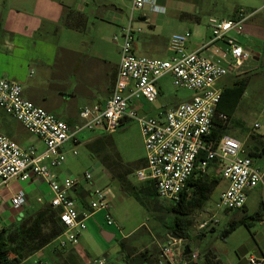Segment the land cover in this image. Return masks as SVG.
<instances>
[{
  "label": "built area",
  "instance_id": "2783aa9c",
  "mask_svg": "<svg viewBox=\"0 0 264 264\" xmlns=\"http://www.w3.org/2000/svg\"><path fill=\"white\" fill-rule=\"evenodd\" d=\"M132 8L146 13L140 15L144 22L148 21L147 15H163L166 11L159 0H132ZM261 9L264 10V0ZM255 12L246 15L240 10L231 19H209L208 40L195 50L188 49L189 31L171 34L168 39L171 56L164 60L134 53L132 45L141 29L134 27L135 18L130 16L123 29L119 65L110 96L101 106H82L78 112L80 124L73 127L25 100L17 82L1 79L0 111L37 138L43 148L39 151L33 145L21 147L0 131V199L12 179L21 182L39 180L46 184L47 205L56 212L63 228L57 238L60 250L78 244L88 220L97 212L103 213L107 226L120 231L112 217L109 186H94L89 170L59 182L52 169L64 163V145L80 132L101 130L110 135L125 123L133 122L140 131L145 161L134 177L138 182L153 181L160 200L177 201L194 171L206 175L216 166L220 179L227 184L218 196L216 208L225 211L243 209L248 192L262 182L264 169L253 165L240 142L228 136L213 138L211 133L224 88L222 81L236 76L250 59V54L231 34L241 36L243 24ZM112 40L117 42L119 37L114 36ZM206 51L210 56L204 55ZM166 76L171 78L174 88L190 91L193 95L175 105L160 106L153 115L143 113V105L152 106L157 102L160 82ZM217 118L225 119L222 114ZM253 128H258V124ZM70 153L77 155L75 149ZM200 154L202 158L198 160ZM82 183L84 197L75 198L71 193ZM9 201L14 210H19L26 204V195L17 190ZM212 222L216 223V220ZM206 225L204 222L200 227ZM162 255L169 262L173 260L171 244L162 248ZM195 258L196 255L191 253L188 261ZM249 264H264V257L251 258Z\"/></svg>",
  "mask_w": 264,
  "mask_h": 264
},
{
  "label": "crops",
  "instance_id": "0c3cea01",
  "mask_svg": "<svg viewBox=\"0 0 264 264\" xmlns=\"http://www.w3.org/2000/svg\"><path fill=\"white\" fill-rule=\"evenodd\" d=\"M162 6L167 11V6ZM135 12L132 0H0V80L17 82L25 100L54 114L70 127L79 125L78 112L82 106H101L111 94L119 65V46L123 29L128 25L130 16L135 18L134 27L141 29L132 45L136 55L141 53L140 56L153 57L163 44L159 39L161 37L158 35L157 25L165 13L148 18L146 32L141 26L142 21L138 20L140 16H134ZM185 31L190 32V39L194 38L195 27L191 30L185 27L180 33ZM114 36L119 37L117 42L112 40ZM195 41L197 43L191 46V50L206 42L205 39L199 38H195ZM166 44L168 46L167 42ZM204 55L210 56V52L206 51ZM150 107L143 105L142 112L153 115L155 111ZM4 115L8 117L4 122L5 128L9 127V122H16L10 116ZM5 130L10 131L11 137H15L11 127ZM91 132L104 134L101 130ZM77 137L78 135L67 142L63 148L65 160H69L70 167L63 166L64 161L62 165L52 169L59 182L67 177L81 175L73 170L76 163L84 168V155L78 158L76 148L86 143L84 144V140L80 142ZM246 139L247 137H244L243 142ZM90 141L91 139L88 140ZM39 143L37 149L40 151L43 146L40 141ZM72 149L76 150V156L71 155ZM252 162L255 167L264 169L263 165H258L253 160ZM86 170L92 172L94 186L110 187L105 170L97 159L88 163ZM226 187V182L219 177V194ZM257 187L264 190V178ZM83 189L82 183L71 194L79 199L83 195ZM17 190L25 193L26 204L23 208L14 210L9 199ZM249 193L244 206L245 212L248 209ZM48 195L47 186L42 181L21 182L12 179L8 188L2 191L0 199V228L17 226L23 217L46 205ZM38 199L41 202H38ZM256 213L262 216L260 222H249L252 224L250 231L253 230L255 235V230L264 225L262 196L254 212L245 217ZM139 228L122 235L116 227L107 226L103 213L97 212L88 220L87 229L80 234L76 246L69 245L60 250L56 239L22 260L20 264H185L183 255L181 259H175L173 247V260L169 262L163 257L162 248L168 244L160 246L158 243H150L151 247L136 249L125 241ZM234 250L235 259L227 257L228 254L225 256V253L214 252V259L209 261L214 264H249L251 258L264 257V239L263 243L257 244L256 247L240 244ZM245 257L248 258L245 260ZM94 260L98 262L94 263ZM199 264L206 262L204 260Z\"/></svg>",
  "mask_w": 264,
  "mask_h": 264
},
{
  "label": "rangeland",
  "instance_id": "374dc122",
  "mask_svg": "<svg viewBox=\"0 0 264 264\" xmlns=\"http://www.w3.org/2000/svg\"><path fill=\"white\" fill-rule=\"evenodd\" d=\"M159 4L167 6L165 15L160 18L157 25L158 35L161 37L159 39H161L163 44L160 45L159 51L153 54L154 58L161 60L171 56L166 44L171 34L180 33L185 27L190 30L195 27L194 38L191 37L190 46H188L189 50H191V46L197 43L195 38L208 40L207 22L209 19H231L240 10L246 15L256 11L243 24V34L241 36L231 34L244 51L250 54V59L243 65L236 76L227 77L225 81H222V86L229 87L235 81H246L245 92L230 120L225 123L226 127L222 129V135L231 137L240 143L243 142L244 137H247L242 143L244 151L247 149L248 142H251L250 136L256 139L261 138L264 146V10L261 9L262 0H159ZM138 15H146V13H134L135 17ZM179 15H181L180 18ZM150 17L148 15V18ZM141 26L147 32L146 22H142ZM138 55L140 56L141 53H138ZM160 84V96L157 102L150 107L155 112L160 106L175 105L189 99L193 95L190 91L174 88L169 76L164 77ZM7 118L0 112V131L4 135L21 147H23L22 145H33L37 148L40 145L37 138L27 133L16 122L13 124L9 122V127H7L12 128L11 132H13L12 134L15 137H11L9 135L10 131L8 132L5 130L7 128L4 127V122ZM254 124H258V128H253ZM98 134L99 136H97ZM77 135L80 142L84 140V144L86 143L76 148L78 158L84 155V168L76 163L73 170L82 174L88 168V163L94 162V159L101 163V167L105 170L110 184L112 217L119 226L121 234H127L133 229L140 227L137 232L125 240L130 245L135 246L136 249H141L143 246L151 247L150 243H158L160 246L162 244H171L175 250V259H181L184 248L189 244L192 254L196 255V258L192 262L188 261L189 259L185 261L188 262L187 264H199L203 263L204 260L207 262L208 255L214 252L216 254L225 253V256L228 254L227 257L235 259L234 248L236 246L242 244L256 247L257 244L263 243L264 225L255 230L257 232L256 235L253 234V230L248 231L244 226H240L226 240L219 238L220 231L228 223L242 219L254 212L260 196L264 198V190L260 187L250 193L248 192V209L243 212L242 210L225 211L216 208L215 204L219 196L217 186L203 208L193 210L189 214L188 220L191 221L190 240L176 238L173 234H169L166 231V228H171L172 226V214L160 209H150V202L154 201L153 198L146 201L143 195H139V199L136 200L133 196L127 195L125 186H122L120 181L116 179L118 174L129 173L127 174V179L134 186H145V184H139L134 177L135 171L142 166L140 160L143 158L142 138L137 124L127 122L110 135L88 130H84ZM101 137H106V139L101 143L95 142ZM90 139L91 141L88 142ZM92 143L91 151H88L86 145ZM249 146H252V144H249ZM258 158L260 160L255 158L253 161L258 165L264 166V154ZM68 162L69 160L66 159L63 166L69 165L70 167ZM214 170L216 169L210 168L207 173L210 174ZM128 189L127 187L126 190ZM33 201L31 202L33 203ZM158 203L159 205H169V202L164 200H159ZM213 220H216V223L212 222ZM204 222H207V225L201 228L200 226ZM200 233L202 235H199ZM116 236L118 238L117 234ZM247 258L245 257V260Z\"/></svg>",
  "mask_w": 264,
  "mask_h": 264
},
{
  "label": "trees",
  "instance_id": "16d2710c",
  "mask_svg": "<svg viewBox=\"0 0 264 264\" xmlns=\"http://www.w3.org/2000/svg\"><path fill=\"white\" fill-rule=\"evenodd\" d=\"M245 87L246 81L239 80L235 81L231 87L225 86L223 88L216 108V116L212 121L211 136L213 138L223 136L222 129L226 127L225 123L230 120L245 92ZM218 114H222L225 119L223 121L219 120L217 118ZM249 138L251 142L247 141V149L245 148L246 153L245 151L244 153L252 160L261 157L264 154L263 141L261 138L256 139L253 136ZM104 139L106 137H101L95 142L101 143ZM249 144H252V146H249ZM92 145L93 143L87 144L86 149L91 151ZM201 158L202 154L199 155L198 160ZM140 161L142 162L141 168H143L145 161L143 158ZM212 168L216 169L217 167L214 166ZM214 171L206 175L196 174L194 171L187 181L186 188L179 194L177 201L169 202V205H159L158 201L160 199H158L156 194L155 183L153 181L139 182V184H145V186L141 187L140 185L137 187L127 179V174L129 173L118 174L116 179L120 181L122 186H125V193L127 195L133 196L136 200L139 199V195H143L146 201L153 198L154 201L150 202V209H160L172 214V226L171 228H166V231L169 234L177 235L180 239L189 241L191 221L188 220V216L193 210L203 208L204 204L209 200L212 191L218 186L219 175L217 170ZM127 187L129 188L128 190H126ZM83 197L84 194L80 198ZM241 210L245 212V207ZM261 217L259 213H256L239 220L231 221L220 231L219 238L226 240L240 226H244L250 231L252 224H249V222H260ZM62 230L63 228L57 218L56 212L47 204L34 213L23 217L17 226L7 229L4 227L0 228V264H20L22 260L56 240L61 235ZM199 235H202V233ZM186 247H188L189 254L184 256V260H187L192 253L190 245L187 244ZM211 259H214L213 254L208 255L207 262L205 261L206 264H210L211 261L209 260Z\"/></svg>",
  "mask_w": 264,
  "mask_h": 264
},
{
  "label": "water",
  "instance_id": "95a60500",
  "mask_svg": "<svg viewBox=\"0 0 264 264\" xmlns=\"http://www.w3.org/2000/svg\"><path fill=\"white\" fill-rule=\"evenodd\" d=\"M139 20L143 22L145 19H144V18H140ZM173 235H174L176 238H179V237L176 236L175 234H173ZM188 254H189L188 247H185L182 255H183V257H184V256H187Z\"/></svg>",
  "mask_w": 264,
  "mask_h": 264
}]
</instances>
